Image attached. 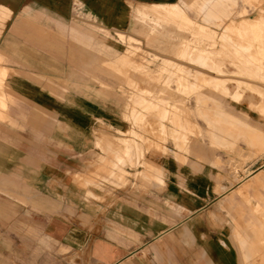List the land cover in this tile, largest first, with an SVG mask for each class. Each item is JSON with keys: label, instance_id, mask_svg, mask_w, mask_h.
<instances>
[{"label": "crops", "instance_id": "obj_1", "mask_svg": "<svg viewBox=\"0 0 264 264\" xmlns=\"http://www.w3.org/2000/svg\"><path fill=\"white\" fill-rule=\"evenodd\" d=\"M179 1L0 0V264H242L264 241V61L201 66L217 91L187 151L122 138L120 85L147 87L114 68L147 65L114 34ZM248 19L227 27L255 40Z\"/></svg>", "mask_w": 264, "mask_h": 264}, {"label": "rangeland", "instance_id": "obj_2", "mask_svg": "<svg viewBox=\"0 0 264 264\" xmlns=\"http://www.w3.org/2000/svg\"><path fill=\"white\" fill-rule=\"evenodd\" d=\"M176 4L178 7L172 8L174 12L169 17L162 13L169 11L168 6H158L150 9L149 13L138 14L144 18L135 16L132 29L127 33L131 37L126 39L121 34L120 38L117 34L113 37V43L123 54L128 51L130 59H141L147 65L144 68L131 66L135 63H130L121 70L114 68V74L120 76L125 77L128 71L143 76L147 87L143 90L133 82L120 85L127 84V91L121 90L133 107L130 116L125 117L130 129L122 138L129 141L135 138L162 152H167L166 145L169 143L185 152L190 138H199L200 132L196 130L199 128L197 121L201 118L202 91H217L216 83L206 82V77L205 81L202 80L199 74L201 66L210 73L245 76L249 67L234 64H248L249 58L258 59L256 63L259 65L264 61V0H180ZM248 18L262 22L255 40H252L254 34L251 37L249 34L240 36L227 27ZM224 32L225 35L230 33L231 38H226ZM123 54L114 53L113 57ZM217 61L231 66H213L218 64ZM230 69L236 71L231 72ZM256 69L260 71V67ZM236 85L245 86L242 83ZM191 100L195 101V111L190 110ZM204 105L206 108V98ZM138 111L143 113H136ZM133 131L136 133L134 136ZM177 137H185V140ZM118 178L116 185L125 184L122 175ZM260 238L264 240V236ZM256 243V250H249L252 257H242V264H264V241Z\"/></svg>", "mask_w": 264, "mask_h": 264}, {"label": "bare ground", "instance_id": "obj_3", "mask_svg": "<svg viewBox=\"0 0 264 264\" xmlns=\"http://www.w3.org/2000/svg\"><path fill=\"white\" fill-rule=\"evenodd\" d=\"M149 17H150V16H149ZM146 18H147V17H146ZM239 32H240V31H239ZM236 37H237V36H236ZM234 41H235V40H234ZM1 79H3V78H1ZM183 126H184V125H183ZM250 152H251V151H250ZM194 174H195V173H194ZM251 244H252V243H251ZM256 245H257V243H256ZM256 245H255V246H256ZM255 248H256V247H255ZM252 249H253V248H252ZM255 250H256V249H255Z\"/></svg>", "mask_w": 264, "mask_h": 264}]
</instances>
